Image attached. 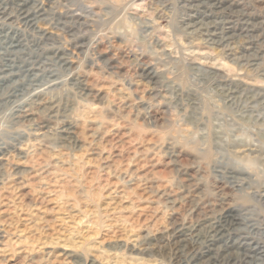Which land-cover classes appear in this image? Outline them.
<instances>
[{"label": "rangeland", "instance_id": "374dc122", "mask_svg": "<svg viewBox=\"0 0 264 264\" xmlns=\"http://www.w3.org/2000/svg\"><path fill=\"white\" fill-rule=\"evenodd\" d=\"M221 263L264 264V0H0V264Z\"/></svg>", "mask_w": 264, "mask_h": 264}, {"label": "bare ground", "instance_id": "6f19581e", "mask_svg": "<svg viewBox=\"0 0 264 264\" xmlns=\"http://www.w3.org/2000/svg\"><path fill=\"white\" fill-rule=\"evenodd\" d=\"M24 2H25V1H24ZM26 6H28V5H26ZM26 9H27V8H26ZM28 10H29V9H28ZM28 10H27V12H28ZM18 11H20V9H19ZM20 12H21V11H20ZM25 12H26V11H25ZM25 12H24V13H25ZM22 14H23V13H22ZM22 14H20V15L22 16ZM19 17H20V16H19ZM29 18H30V17H29ZM27 19H28V18H27ZM27 19H26V20H27ZM225 216H226L227 218H228V217H232V216H231L230 214H228V213L225 214ZM217 220H218V219H217ZM224 221H225V220H224ZM230 221H231V219L229 220V222H230ZM222 224H223V223H222ZM224 225H225V224H224ZM213 226H214V225H213ZM220 227H222V226H220ZM208 228H210V227H208ZM208 228H207V229H208ZM218 229H219V228H218ZM218 229H217V230H218ZM217 230H215V231H217ZM207 231H208V230H207ZM180 233H181V232H180ZM213 233H214V232H213ZM208 235H209V234H208ZM212 235H214V234H212ZM219 235H220V234H219ZM221 235H222V233H221ZM204 237H205V236H204ZM209 237H210V236H209ZM209 237H208V238H209ZM211 237H212V236H211ZM217 237H218V236H217ZM204 240H205V238H204ZM216 240H217V239H216ZM213 242H214V241H213ZM226 242H227V241H226ZM210 243H211V242H210ZM229 243H230V242H229ZM206 244H207V243H206ZM211 244H212V243H211ZM231 244H233V243H231ZM198 245H200V244H198ZM221 245H222V244H221ZM224 245H225V244H224ZM227 245H228V244H227ZM210 246H211V245H210ZM192 247H193V246H192ZM199 247H200V246H199ZM216 247H217V245H216ZM209 248H210V247H209ZM197 249H198V246H197ZM197 249H196V250H197ZM200 249H202V248H200ZM210 249H212V248H210ZM216 249H217V248H216ZM222 249H223V247H222ZM243 249H244V248H243ZM245 249H246V248H245ZM253 249H255V247H254V248H251L250 250L252 251ZM250 250L247 248V251H250ZM216 251H217V250H216ZM247 251H246V252H247ZM189 252H190V251H189ZM193 252H194V251H193ZM243 253H244V252H243ZM243 253H242V254H243ZM191 254H192V253H191ZM248 255H249L248 253H247V254H244V255H243V259H247ZM189 258L191 259V256H190ZM239 258H240V257H239ZM225 259H226V258H225ZM234 259H235V258H234ZM237 259H238V258H236V260H237ZM193 260H194V259H193ZM228 260H229V259H228ZM239 261H240V260H239ZM245 261H246V260H245ZM237 262H238V261H237ZM246 262H247V261H246ZM223 263H224V262H223ZM243 263H245V262H243ZM221 264H222V263H221ZM238 264H240V263H238Z\"/></svg>", "mask_w": 264, "mask_h": 264}]
</instances>
